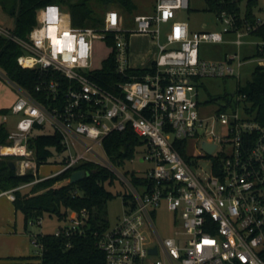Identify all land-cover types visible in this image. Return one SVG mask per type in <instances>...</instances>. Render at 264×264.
Segmentation results:
<instances>
[{"label": "built area", "instance_id": "2783aa9c", "mask_svg": "<svg viewBox=\"0 0 264 264\" xmlns=\"http://www.w3.org/2000/svg\"><path fill=\"white\" fill-rule=\"evenodd\" d=\"M153 8L151 14L134 15L132 30L123 28L116 9L104 13L100 26L73 27L69 14L57 4L38 9L37 24L25 39L0 25V37L21 50L17 64L41 74L35 90L44 92L50 104L46 107L26 93L9 107V114L17 119L7 130L6 144H0V158L15 159L18 174L32 173L34 179L2 194L14 201L15 191L83 163L107 169L95 149L106 156L103 140L129 128L143 141L139 162L150 166L134 172L139 183L133 184L130 177L107 165L130 193L123 195L126 200L121 196L123 212L115 224L91 233L104 264H264V125L245 114L243 92L230 95L231 107L221 110L224 102L213 115L201 118L197 89L201 78L239 81L245 64L238 53L221 62L203 61L199 44L222 43L231 33L230 43L239 47L264 21L251 24L223 9L218 13L221 32L190 34L187 22L176 17L178 11L188 9V0H154ZM128 33L147 35L154 43L157 51L148 65H130ZM108 37L115 73L123 78L114 81L111 90L89 76L101 68L92 67L93 41L107 42ZM263 46V41L255 43L256 51L262 52ZM256 66L264 69V56ZM7 115L2 116L3 123ZM45 128L60 135L64 158L59 171L38 177L29 142ZM191 139L200 143L197 156L186 153ZM178 142H185V158ZM202 143L213 146L210 153ZM205 160L207 171L199 164ZM161 207L173 220V235L164 239L152 224ZM66 219L69 222L58 227L54 237L85 235L84 209L68 213ZM149 233L155 237L154 245ZM44 235L32 239L39 258L33 264H41ZM65 248H70L69 242Z\"/></svg>", "mask_w": 264, "mask_h": 264}, {"label": "trees", "instance_id": "16d2710c", "mask_svg": "<svg viewBox=\"0 0 264 264\" xmlns=\"http://www.w3.org/2000/svg\"><path fill=\"white\" fill-rule=\"evenodd\" d=\"M99 1L105 4H117L124 11L133 9L130 0ZM206 2L209 9L217 14L225 9L237 17L239 16V10L236 7L238 0H223V3L210 0H206ZM254 3L256 0L247 1L245 13V19L249 20L251 24L254 23V18L250 16V7ZM46 4H57L61 8L65 7L69 12L72 26L76 28L97 27L103 21L102 18L93 16V11L88 6L87 0H0L1 10L12 20L11 30L13 34L21 39H25L30 30L36 26V13L39 8ZM250 35L264 42V22L257 25ZM106 43L108 46L112 45L110 37L107 38ZM20 53L21 50L17 44L0 37V72L34 100L49 107V102L45 100V93L35 90L37 82L41 79V74L37 70L21 68L16 61ZM255 55L264 56V46L263 51H256ZM133 72L144 73L143 70H133ZM89 76L109 90L112 89L114 81L123 79L115 73L112 53L103 60L101 68L90 73ZM236 92L245 94L243 102L245 114L264 125V69L255 66L246 87L238 89ZM223 99L226 106L221 107V110L231 107L230 97ZM210 101L214 100L210 99ZM8 113L9 108L0 109V116ZM7 133L5 125L0 123V144H6ZM102 145L108 157L113 162L119 163L121 159L133 158L136 148L143 145V141L128 128L121 133L110 134L103 140ZM29 146L34 149L38 166L46 163L54 153H60L63 149L60 143V135L56 132L34 135L30 139ZM177 148L185 158V142H178ZM7 158H0V191L2 192L34 179L32 173L20 175L16 173L15 169L11 170ZM77 170L85 171V178L75 184L69 183L70 174ZM125 173L126 176L130 177L133 184L139 183V178L135 176L134 171H126ZM114 179V175L107 169L92 163H83L74 169L31 185L25 193L14 192V210L22 214L25 228L29 221L36 222L44 215L54 216L62 221L70 212L79 213L83 209L87 212L88 230L85 235L74 234L69 238H56L52 234H45L40 238L43 246L41 264H104V255L95 247L91 233L103 231L109 226L105 218V206L107 201L115 197L109 189L113 187ZM123 200H126L124 196ZM67 242L70 243L68 249L65 248Z\"/></svg>", "mask_w": 264, "mask_h": 264}, {"label": "rangeland", "instance_id": "374dc122", "mask_svg": "<svg viewBox=\"0 0 264 264\" xmlns=\"http://www.w3.org/2000/svg\"><path fill=\"white\" fill-rule=\"evenodd\" d=\"M130 1L133 5V9L131 11H124L117 6V4H105L99 0H87L88 6L92 9L95 18L103 19L104 12L108 9H116L118 12L122 13L123 28L125 30H132L135 28L133 22L134 15L151 14L154 10V0ZM210 1L218 2V0ZM247 1L248 0H238L236 3L241 19L245 18ZM62 9L69 13L65 7H62ZM250 16L254 18V20L264 21V0H256V3L251 4ZM176 17L177 19L187 22L190 34L222 31V24L218 14L209 9L206 0H188V9L178 11ZM0 25L12 29V20L1 10V7ZM127 37L130 65L137 68L148 65L157 51L150 37L143 34L132 33H128ZM233 39L234 35L229 33L224 36V42L222 43L202 42L199 44V58L203 61L221 62L228 54L233 53H238L245 61V64L240 69L239 81L235 78H201L198 81L197 89L198 99L200 101L198 111L201 118H208L213 115L218 107L225 102L223 99L224 97H230L237 89L245 88L247 82L250 80L253 68L257 65L259 57L255 55V43H259L261 40L248 35L244 38L246 43L237 47L230 43ZM93 47L92 67L99 69L103 60L108 56L110 49L106 41L101 39L94 40ZM20 94H26V92L11 83L4 74L0 72V109L9 108L14 101V95L17 97ZM210 99L214 101H210ZM16 119L15 116L10 114L7 115V124H4L5 127L7 129L12 128ZM0 120H2L1 116ZM216 131H218V128H216ZM51 132V129L45 128L40 133L51 134ZM143 150L144 146L140 145L136 148L133 158L121 159L119 163H117L113 162L107 155L105 156L98 148L95 149V153L98 154L99 162L103 163L115 177L113 180V187L109 188L115 197L107 201L105 206V218L110 226L115 224L123 212L121 196L129 194L130 190L120 179L119 175L112 171L107 165L111 164V166L123 176L126 175L125 172L127 170L142 172L150 166L147 162H139ZM200 151V143L195 142L193 139L188 141L186 150L187 155L197 156ZM63 158L64 155L62 153H54L46 163L39 165L37 170L38 177H47L59 171L62 167ZM7 160L12 162L15 161L13 158H7ZM199 164L204 170H208V162L206 160ZM15 171L18 173L16 169ZM30 187L31 186L25 187L19 191L25 193ZM68 222L67 219L59 221L54 216L49 217L44 215L40 220V224L37 222H28L25 228L21 215L14 213L12 202H7L5 198H0V232L5 233L4 235H0V264H13L15 262L14 259L19 260L22 258L28 259V262L31 264L38 262V249L32 243L33 237L37 234H53L58 227H63ZM7 224H9V227H7ZM152 224L161 239L173 235L172 215L166 211L164 207L158 209L153 215ZM149 238L154 245L155 240L153 239H155V237L152 233H149Z\"/></svg>", "mask_w": 264, "mask_h": 264}, {"label": "water", "instance_id": "95a60500", "mask_svg": "<svg viewBox=\"0 0 264 264\" xmlns=\"http://www.w3.org/2000/svg\"><path fill=\"white\" fill-rule=\"evenodd\" d=\"M202 148H204L206 150L207 153H210L211 149L213 148V146H209L208 144L206 143H202ZM8 166L10 167L11 170H14L15 167H14V163L12 161H9L8 162ZM86 176V173L85 171L83 170H77V171H73L71 174H70V177H69V183L71 184H75L81 180H83ZM150 252H155L154 249H152Z\"/></svg>", "mask_w": 264, "mask_h": 264}, {"label": "crops", "instance_id": "0c3cea01", "mask_svg": "<svg viewBox=\"0 0 264 264\" xmlns=\"http://www.w3.org/2000/svg\"><path fill=\"white\" fill-rule=\"evenodd\" d=\"M62 9V8H61ZM63 10V9H62ZM64 11V10H63ZM107 11V10H106ZM105 11V12H106ZM104 12V13H105ZM69 14V13H68ZM70 16V15H69ZM15 99H16V95H14V101H15ZM13 101V102H14ZM12 102V103H13ZM12 105V104H11ZM6 108H8V107H6ZM1 118H2V116H1ZM0 123H3L2 122V120H0ZM3 124H7V122H5V123H3ZM9 129V128H8ZM7 129V130H8ZM15 167V166H14ZM3 192L2 191H0V198H5V200L7 201V202H12V205H13V201H11V200H9L8 198H7V196L6 195H4V194H2ZM13 210H14V206H13ZM14 213L15 214H19V215H21V217H22V221H23V216H22V214L21 213H19V212H16L15 210H14ZM23 226H24V222H23ZM7 227H9V224H7ZM9 233V232H8ZM5 233L4 232H0V235H4ZM10 234V233H9ZM14 263L13 264H26V263H30V262H28V259H26V258H22V259H14Z\"/></svg>", "mask_w": 264, "mask_h": 264}, {"label": "bare ground", "instance_id": "6f19581e", "mask_svg": "<svg viewBox=\"0 0 264 264\" xmlns=\"http://www.w3.org/2000/svg\"><path fill=\"white\" fill-rule=\"evenodd\" d=\"M3 151H5V150H3Z\"/></svg>", "mask_w": 264, "mask_h": 264}]
</instances>
